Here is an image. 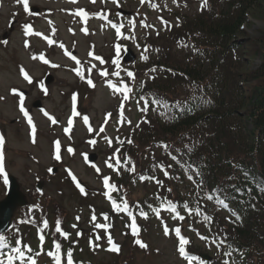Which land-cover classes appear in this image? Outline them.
<instances>
[{
	"label": "rangeland",
	"instance_id": "374dc122",
	"mask_svg": "<svg viewBox=\"0 0 264 264\" xmlns=\"http://www.w3.org/2000/svg\"><path fill=\"white\" fill-rule=\"evenodd\" d=\"M210 2L207 0L205 6L204 0H118L117 3H113V0H95V3L92 0H78L77 3L71 0H29V9L25 11L22 0H0V135H3L6 143L3 149L5 169L33 196L36 195L37 182L42 180L43 202L40 203V209H35L34 216L38 217L44 211L43 216L48 217L45 215L47 210L52 216L53 226L60 222L61 228L70 234L67 241L72 243L71 250L76 254L74 260L83 264H182L177 250L179 239L174 232L165 235L164 225L170 229L180 227L187 238L185 226L188 224L184 220L177 219L175 214L169 216L168 213L161 212L158 219L155 211H148L149 218L147 216L148 219L142 220L140 226L143 227V232L141 230L142 234L138 237L132 234V222L127 226L125 220L114 218L108 210L112 207L109 195L118 202L115 177L120 172L117 165L120 162H117L119 156L115 155L116 150L110 152L111 148L117 147L111 145L120 143L121 147L117 150L123 152L130 146L129 141L134 140L135 143L130 147H139V135L144 134L143 131L150 126L153 116L146 120L144 117L148 110L141 98H132L129 93V99L125 100L119 92L105 84L106 77L101 76L100 72L109 71L110 55L114 57V61L118 58L121 63L128 48L138 54L139 61L142 59L140 49L148 52L146 44L150 50L164 47L167 53V47L175 41L171 36L174 34L173 38L179 39L177 31L182 25H191L202 13L208 16L212 8ZM79 9L90 14L86 22L75 15ZM104 10L113 15L129 17L122 25V35H117L116 30H111L102 23L104 18L99 15ZM91 13L95 16L92 17ZM27 24H31L35 32L43 33L54 43L50 45L41 36L26 34L24 26ZM85 28L87 33L83 30ZM245 29L243 36L239 38L246 44L245 52L243 49L241 54L246 60L243 72L249 73L260 65V50L255 51L251 46L255 45L259 49L258 40L264 33V0H260L255 7V14ZM159 34L162 40H155ZM147 36L151 37L145 39ZM61 44L64 48L60 47ZM117 46L120 47L119 54L116 52ZM66 52L76 56L80 64L77 65ZM190 52L193 53V50ZM146 54L148 59L140 69L144 71H141V77L149 81V77L162 75L152 72L151 67L155 66L159 57H165V54L158 55L152 62H149L152 54ZM41 56L50 63H44ZM95 56L105 59L106 65H102ZM88 59L95 62V69H90L86 64ZM53 64L59 67H53ZM21 68L29 73L31 83L23 78ZM77 68L84 70L85 77L93 80L95 88L89 87L87 80L76 74L74 69ZM125 74L121 78H125ZM112 80L117 82L115 78ZM133 85L137 86V82ZM13 89L23 93L24 107L37 129L35 143L32 140L31 127L19 108L20 96L13 94ZM191 89L194 90L193 87ZM75 96L79 98L74 100ZM159 99L169 103L177 101L172 95L167 98L160 95ZM44 112L54 117L58 123L53 124ZM84 116L89 118L87 124L83 120ZM70 119L73 121L71 131L66 132ZM140 124L143 129H140ZM101 128L104 131H100ZM92 140L96 143L92 144ZM56 141L61 145L60 160L55 158ZM69 147L74 149V154L67 151ZM109 163L114 166L108 167ZM51 170H54L52 176L49 174ZM69 170L88 191L87 194L86 191L82 193L72 187L67 175ZM106 177L115 188L112 192L104 185ZM128 181L124 180L125 183ZM154 190L152 186H135L132 188L131 200L141 204L145 201V196L155 194ZM179 190L186 195L184 186ZM5 193L6 186L0 179V200ZM168 195L175 197L174 187ZM164 202L167 204V201ZM23 214L16 213V218ZM105 215L107 220L104 219ZM93 216L95 220L92 219ZM21 219L19 224L23 223ZM43 219L45 218H40V221ZM101 223L108 225L107 230L96 227V224ZM106 233L120 246L121 250L116 253L118 256L107 253V241L98 246L99 239L96 237H102ZM32 239L35 240V234ZM137 239L146 243L148 248L142 250L137 247ZM62 240L66 239L60 237L59 242ZM102 241L104 242V238ZM39 242L38 238L37 244ZM195 244L213 253L211 248L197 239ZM35 245L36 242L33 246ZM185 247L188 251V245ZM54 251L55 248L52 249ZM61 253L62 258L66 256L62 250ZM192 263L200 264L197 259ZM38 264L49 262L46 258H40Z\"/></svg>",
	"mask_w": 264,
	"mask_h": 264
},
{
	"label": "trees",
	"instance_id": "16d2710c",
	"mask_svg": "<svg viewBox=\"0 0 264 264\" xmlns=\"http://www.w3.org/2000/svg\"><path fill=\"white\" fill-rule=\"evenodd\" d=\"M259 2L211 0L208 16L182 25L179 39L171 36L175 41L167 54L151 67L162 75L145 93L182 100L169 103L166 114L144 131L139 147L126 151L124 161L132 158L134 170L130 174L127 167V175L117 180L131 200L132 188L141 181L149 187L157 178L155 194L140 204L147 211L163 201L160 197L172 196L174 187L169 202L194 208L207 238L223 241L222 253L231 252L229 261L238 264H264V33L259 49L251 46L260 50V65L249 73L243 72L246 44L239 38ZM141 66L133 70L136 79L144 72ZM169 168L173 177L165 178ZM221 200L232 215L223 211Z\"/></svg>",
	"mask_w": 264,
	"mask_h": 264
},
{
	"label": "snow or ice",
	"instance_id": "6c2138e0",
	"mask_svg": "<svg viewBox=\"0 0 264 264\" xmlns=\"http://www.w3.org/2000/svg\"><path fill=\"white\" fill-rule=\"evenodd\" d=\"M71 2L77 3L78 0H71ZM92 2L95 3V0H92ZM117 2H118V0H113V3H117ZM142 2H143V0H142ZM22 4H23V7H24L25 11H28V9H29V0H22ZM204 5L205 6L207 5V0H204ZM75 15H77L79 17H82L85 20V22H86L87 19L89 18L90 14L87 11L83 10V9H79L75 13ZM101 18H105L103 16V14H101ZM112 27L116 29L117 35H122V33H121V28L123 27L122 25L118 26V25L114 24V25H112ZM134 27H135V22H133V29H134ZM24 30H25L26 34H28V35H37V36L43 37L44 39H46L48 41V43L50 45L52 43H54V41L52 39H50L47 36H44L43 33L35 32L31 24L25 25L24 26ZM83 30L85 31V33H87V29L86 28L83 29ZM60 47L64 48V45L61 44ZM145 51H146V49H145ZM116 52H117V54H119V52H120V47L119 46L116 47ZM66 54L68 56H70V58L73 61H75L77 65L80 64V61L78 60V58L76 56L72 55L71 52H66ZM90 55H94V53H90ZM94 58L96 60H99L100 63H102V64L106 63V61H104L101 57L95 56ZM144 58L147 59V57H144ZM40 59L43 60V62L46 63V64L50 63V61L45 59L43 56H41ZM114 63H116L117 66H119V59L117 58V60L114 61ZM52 66L53 67H59V65H55V64H53ZM74 71H76V74L78 76H80L81 79H86L87 83L89 84V86L95 87V84H94L93 80L85 77L83 69L77 68V69H74ZM89 71H90V69H89ZM152 71H155V69H152ZM21 74L23 75V78L26 81H28L29 83L32 82V79H31L29 73L26 70H24L23 68H21ZM100 75L103 76V77H107L109 75V73H108L107 70H102L100 72ZM113 75L119 76L120 73H119V71H116V72L113 73ZM127 76L129 78L133 79V80L135 79V74L133 72H131V71L127 72ZM121 84L123 86L122 87H118L116 84H113L111 81H108V87L111 88L113 91L121 93L123 95V98L125 100H127V99H129V93L132 92V88L127 83H124L123 80H121ZM12 91H13V94H16V95L20 96L19 108H20V111L23 113L24 117L27 119L28 124L31 127V136H32L33 143H35V137H36L37 129H36V125L33 122V119L31 117V115L29 114V112L24 107V96H23V93L19 92V90H16V89H13ZM73 99L75 100V97ZM153 103L160 104L161 102L158 101V100H153ZM164 106L167 107L168 105L165 104ZM44 115L48 116V118L50 119V121L53 124L58 123V121L54 117L50 116L47 112H44ZM76 115H79V113H76ZM110 115L111 114L109 113L108 116L110 117ZM83 120L87 124L88 121H89V118L87 116H84ZM72 123H73V121L70 119L68 121L69 127L65 129L66 132H70L71 131ZM129 123H130V121H129ZM89 130L92 131L91 127H89ZM100 131H104V129L101 128ZM129 142H131V141H129ZM4 143H5V139H4L3 135H0V179L3 180V183L7 187L8 182H9V178H8V175H7V172H6V169H5V163H4V161H5V156H4V151H3ZM91 143L95 144L96 141L92 140ZM55 147H56L55 158L57 160H60L61 159V156H60L61 145H60L59 141L55 142ZM67 151L69 153L74 154V149H72L71 147H69L67 149ZM117 162H119V157H117ZM113 166L114 165L112 163L108 164V167H110V168H112ZM133 170H134V168H133ZM97 171H99L98 168H97ZM69 175L72 177L73 181L77 183V187H79L80 191L83 193L85 191V189L80 185L79 181L77 180L76 176L71 172V170H69ZM104 185H105V187L108 188L109 192H112V191L115 190L114 186L109 184V178H107V177L104 179ZM108 198L111 201L113 209L115 211H117V212L124 211V212H127L129 214V216H131V219H132V223H131L132 234L134 236H138L140 229H139V226L135 222L136 221V217L132 215L127 201H124L123 205H121V204H118L116 202V200H114L112 198L111 195H109ZM220 203L225 208L228 207V205L223 200H221ZM167 207H168L169 211H171L172 213L176 214V218L177 219H179V220H183L184 219L183 216H180L177 213L176 205L174 203L168 202ZM154 211H155L156 217L159 219L160 218V211L159 210H154ZM140 214H141V216L143 218L147 219V213L141 211ZM77 219H79V217ZM92 219L95 220V216H93ZM104 219L105 220L108 219L107 215H105ZM205 219L206 220H210L211 218L210 217H206ZM43 223H44V228L47 229L48 228L47 221H44ZM59 223L60 222H57V226H56L55 230L57 232L61 233V235H63L67 239L70 236V234L67 233V232H64L61 229V227L59 226ZM73 227H75V225H73ZM96 227L107 230L108 225L101 223V224H96ZM164 232H165V235H169L170 232H174L176 237L179 238V244H178V249L177 250H178L179 254L182 257H184L185 259H187L189 261L197 259V257H195V256H190L188 254V252L186 251V247L185 246L188 245L190 243V241L186 237L181 235V228L180 227H175V228L170 229L167 225H164ZM77 235H81V233H77ZM201 238L202 239H207V237H201ZM39 239L41 241H44V239H45L44 235H40ZM96 239H100V237L97 236ZM17 243H21V242L17 241ZM108 243L110 245V248L108 249L109 251L119 252L120 246L113 240V238H112V236L110 234L108 235ZM136 243L139 244V246L141 248H147L148 247L146 243H144L143 241H141L139 239L136 240ZM222 243H223V241H221V244ZM26 247H27V253H31L32 252L31 247L30 246H26ZM94 247H96V245H94ZM218 247H219V245H218ZM8 248H11V251H5V249H8ZM47 255L52 257V259L54 260L55 264H62L61 244L60 243H56L55 244V251L54 252L49 251L47 253ZM225 255L226 256H231V252H225ZM66 259H67V264H74L73 257H72V250L71 249H69L67 251ZM17 261H19L20 264H26V261H30L31 264H37L36 259L33 258L30 255H26V252L23 250L22 247H16V246L10 245V242L6 238V235H0V264H17ZM223 264H229V261L228 260H224Z\"/></svg>",
	"mask_w": 264,
	"mask_h": 264
},
{
	"label": "water",
	"instance_id": "95a60500",
	"mask_svg": "<svg viewBox=\"0 0 264 264\" xmlns=\"http://www.w3.org/2000/svg\"><path fill=\"white\" fill-rule=\"evenodd\" d=\"M129 60L131 58H128L126 61ZM8 178L6 198L0 201V233H3L11 227L16 210L31 204L29 197L25 195L17 180L10 175H8Z\"/></svg>",
	"mask_w": 264,
	"mask_h": 264
}]
</instances>
